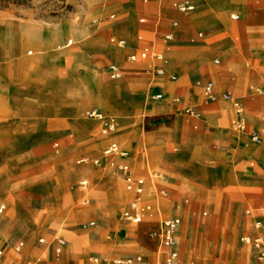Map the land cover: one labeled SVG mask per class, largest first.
I'll return each mask as SVG.
<instances>
[{"label": "rangeland", "instance_id": "1", "mask_svg": "<svg viewBox=\"0 0 264 264\" xmlns=\"http://www.w3.org/2000/svg\"><path fill=\"white\" fill-rule=\"evenodd\" d=\"M174 1L0 0V204H6L0 213V264H90L91 256L115 264L139 255L155 264L161 242L157 219L127 223L121 215L132 195L123 182L78 163L100 157L108 142L100 134L102 123L83 115L89 108L103 109L117 121L110 136L136 152L140 168L173 181L161 201L167 215L182 217L176 264H259L240 238L263 218L264 142L253 143L249 133L264 126V0H184L196 5L188 14L176 10ZM123 16L131 23L121 22ZM143 16L150 17L148 35L159 47L169 20H179L172 43L179 52L169 56V73L177 72L178 85L169 93L175 87L169 73L158 79L162 101L151 96L150 73L129 70L127 80L116 81L107 72L115 61L126 68L145 66L143 60L127 62L132 49L110 41L111 35L123 37L118 27L136 40ZM68 40L73 45L63 48ZM45 58H61L63 64L54 73L41 63ZM83 71L96 74L116 112L81 98L76 80ZM209 79L218 94L214 102L204 99ZM196 89L200 96L191 100ZM224 93L242 104L244 130L236 127L233 101ZM187 105L201 107L205 117L188 115ZM90 123L95 128L86 130ZM146 187L149 195L150 183ZM91 220L97 225L83 228ZM61 239L68 243L58 254ZM19 240L25 246L18 252Z\"/></svg>", "mask_w": 264, "mask_h": 264}, {"label": "built area", "instance_id": "2", "mask_svg": "<svg viewBox=\"0 0 264 264\" xmlns=\"http://www.w3.org/2000/svg\"><path fill=\"white\" fill-rule=\"evenodd\" d=\"M176 8L183 13H189L195 10V5L187 2H177ZM234 19L238 16L234 15ZM142 23L146 22V19H141ZM177 22H172L171 27H177ZM203 33H199V37H202ZM174 39L173 33H166L163 37L164 42L169 43ZM111 42L117 43L121 47H126L128 42L123 38H116L112 36L110 38ZM72 42H69L71 44ZM129 60L131 62H137L139 60L152 59L154 66H151L147 71L149 73H155L156 75L163 76L166 74V66L168 64V58L165 53L151 46H145L137 54L133 53L129 55ZM215 63H220L219 59L215 60ZM108 73L111 79L118 80L121 79L125 70L122 69L118 64L111 63L108 66ZM172 78L175 80L176 75ZM204 96L207 101L214 102L218 98L217 91L215 89V83L212 80H208L204 85ZM224 98L226 100L233 101L236 110V120L235 124L239 130H244L246 128V120L243 116V107L239 100L235 99L231 93H224ZM153 99L157 101H162L164 99V93L161 91H156L153 95ZM184 112L188 115L195 117H202L203 113L200 109L195 107H186ZM85 116L89 119H96L102 123V128L100 134L102 136H110L111 133L115 132L117 128V121L111 117H108L103 111L99 109H90L85 112ZM250 139L255 144H261L264 142V127L254 128L249 133ZM58 146V143L55 144ZM133 155L131 151H125L121 148L120 144L116 140H112L103 150L100 157H86L79 159L78 163L87 162L96 166L102 170L115 169L120 175L124 182V186L128 192L131 193L132 198L128 205L122 211V219L127 223L139 224L144 222L147 218H150L155 213V207L152 203L145 201V191L147 185V179L145 176L140 175L136 172L134 166L131 163ZM118 159H121L120 161ZM154 178H161L165 180V176H157L152 174ZM81 184L85 187L88 184L87 180H82ZM159 195L162 197L168 196V191L162 188L158 191ZM6 209L5 204L0 205V213H3ZM263 218L257 219L253 223L254 233H249L241 238V241L250 245L256 253V259L264 264V208H263ZM182 219L179 216H173L166 218L162 222L159 237L161 245L166 249L165 253V264H176L179 261L180 254L177 249L178 241V231L181 226ZM97 225L96 220H91L82 224L83 228H91ZM40 242H44V239H40ZM68 241L66 239L59 240L56 252L60 254L62 249L67 245ZM25 246L23 240L17 241L15 244V250L21 251ZM3 250L0 249V256ZM115 264H147L145 258L141 255L139 256H127L120 257L114 260ZM90 264H101V260L97 256H92L90 258Z\"/></svg>", "mask_w": 264, "mask_h": 264}, {"label": "crops", "instance_id": "3", "mask_svg": "<svg viewBox=\"0 0 264 264\" xmlns=\"http://www.w3.org/2000/svg\"><path fill=\"white\" fill-rule=\"evenodd\" d=\"M144 2H148V0H144ZM177 2H187V1H184V0H175L174 2H173V7L176 9V10H178L177 8H176V3ZM187 3H191V2H187ZM191 4H193V3H191ZM193 5H195V4H193ZM195 7H196V5H195ZM130 9L129 8H127L126 10H124V11H129ZM179 11V10H178ZM180 12V11H179ZM193 12V11H192ZM180 13H183V12H180ZM189 13H191V12H189ZM184 14H188V13H184ZM234 15H237L238 16V18H239V14H232V19H234L233 18V16ZM110 17L111 18H115V13H112L111 15H110ZM190 17V16H189ZM188 17V18H189ZM123 18L125 19V20H123V21H121V22H128V23H131V22H129L128 21V19H129V16H123ZM237 18V19H238ZM141 19H146V22L145 23H142L141 22ZM138 22H139V25H140V29H141V32L139 33V35L137 36V38H136V40H130L129 38H127V37H129L128 36V34H126L121 28H119L118 27V25H117V27H118V30H117V33L118 34H121V36H123V37H116V35H111L110 36V38L112 37V36H114V37H116V38H123V39H126L127 40V42H128V45L126 46V47H120V49L121 50H123V49H132L129 53H128V55H127V62H129V63H131V64H135V63H138L139 61H137V62H131L130 60H129V55L130 54H133V53H139L141 50H142V48L143 47H145V46H151L152 48H155V49H157V50H160V51H162L163 53H165V55H166V57L168 58V64H167V66H166V74L165 75H163V76H159V75H156L155 73H150L151 75H152V77L150 78L151 80H150V84H152V83H154L155 82V84L153 85V87H154V89H153V92H152V98H153V95H154V93L156 92V91H161V92H163L164 93V87L163 86H161L160 84H158L156 81L158 80V79H161V78H165V79H167V76H168V73L170 72V68H171V63H170V59H169V56H172L173 54H175V55H177V53L179 52L177 49H174V48H172V43H173V41H174V39H175V30H176V28L178 27V25H179V20H177V19H173V20H169V22L167 23V27H168V30L167 31H165L164 33H163V35H162V41H163V44H162V46H157L156 45V43L152 40V39H150V37H149V35H148V31L150 30V28H151V19H150V17H148V16H143V17H140L139 18V20H138ZM172 22H177L178 23V25H177V27H175V28H172L171 27V23ZM130 27V29H134V27H133V25L132 26H129ZM157 29H158V27L155 29V32L157 31ZM57 31H60L59 29L57 30ZM166 33H173L174 34V39L172 40V41H170L169 43H166V42H164V40H163V37H164V35L166 34ZM199 33H203L202 31H200V32H198V37H199ZM125 37V38H124ZM69 42H72L71 44H69ZM71 45H73V40H68L67 41V43L65 44V45H63V48H67V47H69V46H71ZM114 49H116L117 50V48H114ZM106 51V50H105ZM117 51H119V52H121V54H122V51H120V50H117ZM106 53H107V51H106ZM27 54L28 55H32L33 54V50H29L28 52H27ZM108 55V54H107ZM123 55V54H122ZM109 56V55H108ZM216 60V59H215ZM215 60H214V63H215ZM143 61H146L145 62V66L141 69V68H137V67H131V68H126V67H123V66H121V62H117V61H115V62H111V63H116V64H118L122 69H124L125 70V74L127 73V71H129V70H131V71H134V70H143V71H146L147 73H149L147 70L148 69H150V67L151 66H154V64H153V61H152V59H145V60H143ZM43 65H45V66H51V67H53L54 69H55V71H54V73H56L57 72V69H56V67H57V65H58V63H61V58L60 59H56V60H50L49 58H45L44 59V61H42L41 62ZM110 63V64H111ZM61 64H63V63H61ZM109 64V65H110ZM215 64H217V63H215ZM108 65V66H109ZM123 65V64H122ZM108 66H107V72H108ZM130 66V65H129ZM128 66V67H129ZM14 74V73H13ZM125 74H124V76L121 78V79H118V80H116V81H120V80H127V77H125ZM15 75V74H14ZM169 75H170V73H169ZM173 75H176L177 76V78L174 80L173 78H172V76ZM108 76H109V73H108ZM57 77V76H56ZM170 77V79L169 80H171L173 83H175V87L173 88V89H171L170 91H169V93H173V91L175 90V88L177 87V85H178V82H174V81H177L178 80V75H177V72H175V71H173L172 73H171V75L169 76ZM109 78L111 79V77L109 76ZM113 80V79H112ZM209 80H211V79H209ZM208 81V80H207ZM206 81V82H207ZM213 81V80H212ZM134 87V86H133ZM12 88V87H11ZM10 88V89H11ZM134 89V88H133ZM135 90V89H134ZM192 95H194L192 98H191V100H194V99H197L199 96H200V92H199V89H196L195 90V92L192 94ZM192 95H190V97L192 96ZM164 96H165V94H164ZM75 98L77 99V98H79V96L76 94L75 95ZM102 98V99H101ZM205 99V98H204ZM88 100H89V98H88ZM90 100H98V102H100L103 106H104V104H108L110 107L109 108H107V107H105L104 106V108H105V110H106V112L107 113H109V114H112V113H114V112H116V109H115V107H114V99H111V98H109V97H103V96H101L100 98H97V99H90ZM206 100V99H205ZM207 101V100H206ZM186 107H195V108H197V109H200L201 111H202V113H203V115H202V117H198V118H204L205 116H204V110L201 108V107H199V106H192V105H187ZM185 107V108H186ZM184 108V109H185ZM90 109H99V110H101V111H103L104 113H105V111L103 110V109H100V108H89V109H86L84 112H83V115L85 116V112L87 111V110H90ZM75 110V112H76V109H74ZM77 113V112H76ZM108 116V115H107ZM95 124L94 123H90V124H87L86 125V130L87 129H91V128H95ZM264 127V126H263ZM115 132H113L112 134H114ZM239 138H241V141H239L240 143L242 142V140H243V136L242 137H239ZM191 139V138H190ZM189 139V140H190ZM199 144H201V142H200V140H198L197 138H194ZM249 139H250V135H249ZM112 140H116V141H118L115 137H113V136H109L108 137V142H107V144H106V146L112 141ZM251 140V139H250ZM56 144V143H55ZM55 144H54V146H55ZM105 146V147H106ZM56 147V146H55ZM105 147H104V149H105ZM103 149V150H104ZM123 150H125V151H129V150H127V149H124V148H122ZM199 150H197V152H198ZM132 152V155H133V157H132V159H131V163H132V165L134 166V168H135V170H136V172L138 173V174H140V175H143V176H145V178L147 179V183H150V186H151V191L149 192V195H148V193H146L145 194V201H147V202H150V203H152L153 205H154V207H155V213H154V215L152 216V217H150V218H147L145 221H149V220H153V219H157V221L159 222V224H160V229H161V226H162V222H163V220L164 219H166V218H170V217H173V216H179V217H181V215L180 214H171V215H167L166 214V212H165V208H164V206H163V203H162V199H166V197H162V196H160V195H158V191L159 190H161L162 188H165L167 191H168V195L170 194V191H171V189H172V187H171V185H172V183H173V181L172 180H170L169 178H167L166 177V175H164L165 176V180H160L159 182H155V180L152 178V174L154 173V171H152L151 169H150V167H145V168H140L137 164H136V162H135V159L137 158L136 157V152H134V151H131ZM197 152H195V153H197ZM173 156H174V154H169V157L171 158L170 160H169V162L170 163H173ZM104 172H111L113 175H117L118 176V179H120L122 182H123V180L121 179V177H120V175L118 174V172L115 170V169H110V170H103ZM114 179V178H113ZM113 179L112 180H110V182H112L113 181ZM123 185H124V182H123ZM147 186V185H146ZM124 190L127 192V190H126V188H125V186H124ZM146 190H147V187H146ZM155 192L157 193L156 195H155ZM168 197V196H167ZM132 198V197H131ZM185 202L186 203H189V198H186L185 199ZM1 204H5V203H1ZM0 204V205H1ZM192 204V203H191ZM6 205V204H5ZM203 214L205 215L206 214V212H203ZM181 219H182V217H181ZM256 221V220H255ZM254 221V222H255ZM254 222H252L251 224H250V226H249V228H248V230H246V233L244 234V235H246V234H249V233H254L255 232V230L253 229V223ZM123 224V223H122ZM122 224H120L119 225V228L120 229H124V226L122 225ZM181 225H182V223H181ZM181 227V226H180ZM180 229V228H179ZM243 235V236H244ZM242 236V237H243ZM241 237V238H242ZM241 238H240V240H241ZM40 239H43V238H40ZM67 240V239H66ZM68 241V240H67ZM179 245V244H178ZM177 249H178V251H179V247H177ZM165 253H166V249H164L163 247H162V245H161V242H160V247H159V250H158V252H157V255H156V257H155V261H154V263L155 264H165L164 263V260H165ZM180 254V253H179ZM92 257V256H91ZM90 257V258H91ZM180 259V258H179ZM258 261V260H257ZM89 262H90V259H89ZM259 262V261H258ZM261 262H259V264H260ZM261 264H263V263H261Z\"/></svg>", "mask_w": 264, "mask_h": 264}, {"label": "bare ground", "instance_id": "4", "mask_svg": "<svg viewBox=\"0 0 264 264\" xmlns=\"http://www.w3.org/2000/svg\"><path fill=\"white\" fill-rule=\"evenodd\" d=\"M76 82H77L79 90H80L79 93L81 95V98H83L85 101L88 98L89 99H97V98H100L101 96L105 97V95H104V93L102 92V89H101L104 85L102 86L101 84L100 85L98 84L99 81L97 80L96 74L92 73V75H90V77H89V75L86 76L85 72L83 71L82 75L77 78ZM105 83H108V81L105 80ZM112 99H114V98H112ZM106 105H108V104H106ZM167 207H169V204L167 205ZM184 239H185V242H188L186 236H185Z\"/></svg>", "mask_w": 264, "mask_h": 264}]
</instances>
